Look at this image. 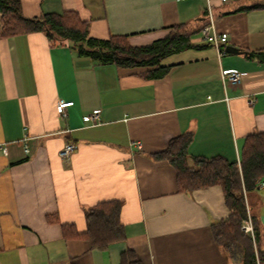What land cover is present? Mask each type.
I'll return each instance as SVG.
<instances>
[{"label":"crops","instance_id":"0c3cea01","mask_svg":"<svg viewBox=\"0 0 264 264\" xmlns=\"http://www.w3.org/2000/svg\"><path fill=\"white\" fill-rule=\"evenodd\" d=\"M244 0H21L23 15L77 12L90 37H126L133 47L171 32L199 30L213 14L226 46L167 58L162 77L81 56L43 33L0 38V264H120L131 250L142 264H235L211 225L230 210L221 186L180 193L175 168L152 155L191 133L194 157L240 163L247 137L264 133V10L234 12ZM225 70L242 74L239 84ZM59 101L73 102L67 117ZM100 112L98 125L87 120ZM77 149L61 156L66 144ZM136 143L141 144L138 149ZM7 148V154L3 148ZM264 182V180L262 181ZM120 201L125 240L100 251L67 239L63 225L87 230L85 211ZM264 232V187L247 195Z\"/></svg>","mask_w":264,"mask_h":264},{"label":"trees","instance_id":"16d2710c","mask_svg":"<svg viewBox=\"0 0 264 264\" xmlns=\"http://www.w3.org/2000/svg\"><path fill=\"white\" fill-rule=\"evenodd\" d=\"M234 12L264 10V0H244ZM205 28L187 31L178 27L166 38L150 45L133 47L124 36L108 40L90 37L89 22L82 21L77 12L45 14L39 18L23 15L21 0H0V38H12L32 33H43L53 44L68 41L74 51L101 64H112L124 69H144L150 78L162 77L169 68L162 63L169 57L188 49L202 46L191 42V37ZM264 64V51L248 53ZM193 135L186 133L172 139L163 152L153 159L169 162L177 172L180 193L221 186L230 215L211 225L217 246L235 264H264V232L262 224L247 204V195L260 189L264 180V133L252 134L245 140L240 163L224 157H194L188 152ZM122 203L108 201L85 211L87 230L79 234L73 225H63L67 239L84 238L91 247L106 251L111 245L125 240V227L121 221ZM251 219L254 238L242 230L245 221ZM120 264H142L131 250L122 252Z\"/></svg>","mask_w":264,"mask_h":264},{"label":"built area","instance_id":"2783aa9c","mask_svg":"<svg viewBox=\"0 0 264 264\" xmlns=\"http://www.w3.org/2000/svg\"><path fill=\"white\" fill-rule=\"evenodd\" d=\"M209 25L205 27L201 31V37L204 41L211 43L218 52L223 53V48L225 47V44L228 40V35L225 33H218L216 30V26L213 19V14L210 11L209 12ZM223 80H228L231 84L237 85L240 83L242 74L235 70H225L222 73ZM73 106V102H65V101H59L57 104V112L58 114L66 118L67 117V109L69 107ZM87 120L92 121V125H98L100 121V112H94L90 117L87 118ZM136 146L138 149L141 148L140 143H136ZM77 147L74 144L68 143L65 145L63 150L61 151V156L63 157H69L72 153L76 151ZM3 152L7 154V148H3ZM264 187V182H261L259 184V188ZM242 230L251 235L252 238H254V230L253 225L251 222V219L249 218L247 221L244 222L242 226Z\"/></svg>","mask_w":264,"mask_h":264},{"label":"water","instance_id":"95a60500","mask_svg":"<svg viewBox=\"0 0 264 264\" xmlns=\"http://www.w3.org/2000/svg\"><path fill=\"white\" fill-rule=\"evenodd\" d=\"M225 53L226 54H233V55H241L243 52L236 47L233 46H226L225 47Z\"/></svg>","mask_w":264,"mask_h":264}]
</instances>
